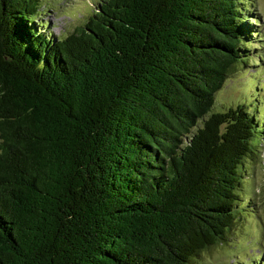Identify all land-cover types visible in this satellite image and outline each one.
<instances>
[{
	"label": "trees",
	"instance_id": "trees-1",
	"mask_svg": "<svg viewBox=\"0 0 264 264\" xmlns=\"http://www.w3.org/2000/svg\"><path fill=\"white\" fill-rule=\"evenodd\" d=\"M250 0H100L62 39L0 0V264H189L237 219L260 120L213 112Z\"/></svg>",
	"mask_w": 264,
	"mask_h": 264
},
{
	"label": "rangeland",
	"instance_id": "rangeland-1",
	"mask_svg": "<svg viewBox=\"0 0 264 264\" xmlns=\"http://www.w3.org/2000/svg\"><path fill=\"white\" fill-rule=\"evenodd\" d=\"M100 0H40L41 16L35 26L49 38L62 39L92 15ZM246 23L258 35L250 41L246 63L238 65L215 94L213 112L243 106L264 129V0H250ZM256 156L245 160L241 170L237 219L226 241L192 259L189 264H264V130L256 135Z\"/></svg>",
	"mask_w": 264,
	"mask_h": 264
}]
</instances>
